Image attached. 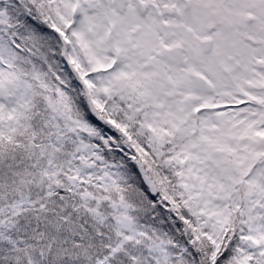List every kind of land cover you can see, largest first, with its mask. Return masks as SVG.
Masks as SVG:
<instances>
[{
	"label": "snow or ice",
	"instance_id": "6c2138e0",
	"mask_svg": "<svg viewBox=\"0 0 264 264\" xmlns=\"http://www.w3.org/2000/svg\"><path fill=\"white\" fill-rule=\"evenodd\" d=\"M0 264H264V0H0Z\"/></svg>",
	"mask_w": 264,
	"mask_h": 264
}]
</instances>
